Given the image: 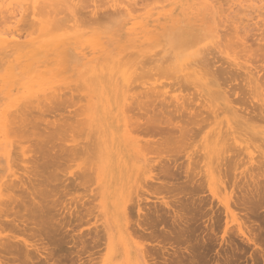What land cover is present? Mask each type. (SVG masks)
Masks as SVG:
<instances>
[{"label": "rangeland", "instance_id": "rangeland-1", "mask_svg": "<svg viewBox=\"0 0 264 264\" xmlns=\"http://www.w3.org/2000/svg\"><path fill=\"white\" fill-rule=\"evenodd\" d=\"M88 1L90 3L98 1L99 5L101 3L100 6L102 8L106 6V8L99 10L101 12H110L118 7L110 5V3L113 4L112 0H85V3H89ZM152 1L153 0H142L140 3ZM217 1L212 0L215 18L214 20H210V22L214 21L215 25L212 22L209 27L207 26L210 28V31H197L198 29L197 27L195 28V26L200 23L198 18L181 15L178 16L172 24L156 26L152 30L142 31V34L137 40L126 37L119 40L112 37L113 39L111 38L112 40L110 42L104 39L117 32V24L121 19V17L114 16L113 14L100 15L101 17L97 19H92L94 15H92V17L89 15V19L87 17L88 15L84 14L89 9H86L87 11L82 8L74 12L71 10L65 11L61 6L59 8L53 3V7L57 6L56 10L60 11L56 12L55 10L52 13L55 9L50 8L52 5L48 8L42 5L41 9L37 8L38 10L36 9L34 12L33 7L29 6L28 9L24 10L25 12H23L22 15H19L20 17H17L18 19L14 17L13 19L11 17L12 19L9 21L8 17L10 15L7 14L8 17L5 19V15L3 17L5 12L0 11V29L2 28L4 31L9 27L17 25V27H15L20 29L19 31L23 34L21 38L22 41L28 38L30 39L33 35H35L34 38H38L39 35L42 37L41 33L39 31L36 32L31 24L34 16H37V19H44L47 17L51 19L54 24L57 23L62 26V29H57L54 33H65V37L68 36V43L63 46H70L66 47L68 50H66L67 52L61 49H57L56 51L52 47V44L48 42L49 40L47 37L46 40H44L45 37H42L44 40L43 42L46 43L45 46L43 45V47L40 48L38 46V48L26 46L27 48H22V50L25 51L29 50L28 53L22 55L23 58L19 57V54H14V52L11 51L13 55H18V57L16 56L15 58L13 55H7L6 57L11 59L9 62V59H5V56L3 60L1 57L3 55L0 53V58L3 60L1 61L0 59V74H4L6 67L11 64L18 76L17 80L10 82L8 86L2 83L5 74L3 78L0 77V79L2 78L0 80V184L5 180L3 182L4 186H9L14 180L17 182L19 178H24L23 176H27L28 174L31 176L35 174L33 175V179H35L38 174L35 172L38 170L41 174L42 171H45L43 175L52 178H54L56 174L57 178L59 177L62 181L60 179L57 180L55 177L56 179L54 178L53 181H50L51 183L53 182V186L49 180H47L45 184L48 185L46 186L49 187V190L53 188V193L55 195H61V197L59 196V198L57 195L55 197V195L53 196V194H51L49 198L51 199L53 196V199L55 197V199H59V201L63 200L61 202L65 207L64 209L67 207L66 211L69 212L68 209L71 207L70 210H73L72 213L71 211L69 212L71 215L68 212L67 215V213H65L66 211L63 210L61 202L58 203H60L62 209L58 212L60 214L63 210L62 213L64 212V214L61 213L59 215L54 209H52L53 213L50 210L53 217L56 215L54 218L63 221V217L65 216L67 219L64 221H66V223L69 222L65 224L63 221L64 226L62 225L59 231L51 230L54 240L44 234L41 236L38 234L33 235L29 229H36L37 226L33 227L35 225L32 226L30 224L27 228L30 226L33 228L20 231L23 232L21 236L26 238L27 241L33 242L36 240L42 242L45 246L47 245L55 251L52 260L50 259L51 261H48L51 263H48L33 249L34 251H30L32 254L29 253V255L35 260L30 262V258L29 264H98L99 259L97 257L106 255L104 252L108 250L114 252L109 264H125L127 249L130 251V255L134 260H132V264H136V245L143 246L145 243L148 245V249L146 250L147 253L145 252V254L150 264H264V176H262L264 174V0ZM5 8L6 7H4V9L0 8V10H5ZM45 10L49 11L46 12ZM54 16L57 17V19ZM217 16L218 19H216ZM16 19L19 20L18 23ZM180 19L183 21H180ZM184 20L187 21V23H184ZM218 20H220L219 23ZM190 21H192L193 24ZM181 22L186 24L184 25L186 26L184 28V33L187 35L191 34L192 38L189 42V47H187L188 53L182 55V57L184 56L186 59L185 60L183 57L184 63L183 60L182 62H180V60L177 62L176 60L179 59L178 57L176 60L172 58L174 57L172 56V52H175V49H179V46H176L177 48L171 46L174 51L171 47H168V49L165 48L167 47L166 45H173L170 42L172 39H175V33H173L174 28H176L177 25L183 24ZM229 25L230 27L232 25L234 26L230 28ZM212 28L214 31H212ZM63 29L66 32H64ZM167 29L168 32L172 30L171 33L166 32ZM193 29L196 32H194ZM234 29L239 30H237V32H239V37H236V39H239V41L242 39L244 47L241 45L243 44L242 41L241 43L234 44L238 42L234 37ZM3 31L0 30L1 33ZM200 32L205 33L200 34ZM35 33L38 34L36 35ZM240 33L244 36L241 37ZM42 38H40V40ZM85 39H87V41H91L90 39H99L98 47L96 46V48H94L89 44V41L87 42ZM40 40H38L39 44L42 41ZM166 41H168V43H166ZM225 43L228 46H226ZM82 44L90 45L86 47L85 52H83L84 55L80 53V51H83ZM237 45H240V49L242 48L243 51H241ZM245 46L247 49L250 47L249 49H251V52L249 53L252 57L248 56L250 55L249 53L247 54L249 49L247 50ZM162 48L165 49L163 50ZM167 50L169 51L168 54L162 53ZM38 51L39 53H37ZM162 54L164 56H162ZM188 54L191 57L187 56ZM163 57H165V59L168 57V60L170 59L173 65H171L168 60L165 61ZM162 59L163 63H161V65L159 63L162 62ZM193 61L199 63V65L196 64L198 65V69L195 68L196 65L193 64ZM167 63H169L168 66ZM158 64L159 66H157ZM186 65H188V68L192 65V68L188 69L184 67ZM217 65L223 68L226 67V71H228L226 73L228 74L225 72L221 74L225 71V68L220 71L218 70L220 67ZM229 65L230 69L233 71L229 70V67L227 68ZM181 66L183 68H181ZM168 67L172 70H169ZM19 68H22V72L19 71ZM193 68L198 72L191 70L196 73H190L196 74L195 77L197 79L194 78L192 74H190L191 76L189 77L185 76L189 70ZM180 70H182V72ZM219 71L220 73H216ZM163 72H165V75L162 74ZM166 72L169 75L166 74ZM180 75H182L183 78H181L182 76L180 77ZM188 75L189 74H187V76ZM184 79L189 80L185 81ZM182 80L184 85L188 84L192 88L184 85L183 87L181 83ZM169 82L172 85H169ZM171 82L175 83L173 84ZM2 84L5 86V89H2ZM238 84H242L244 90L240 89L241 86ZM199 95L202 99H200ZM161 96L164 100L165 98L167 100L164 101ZM173 96L174 98L178 97V99H181L178 101V104H176L174 100L172 101ZM183 96H186V105V99H184ZM38 97L41 99L38 100ZM189 97H191V100H188L190 99ZM49 98L53 99L50 100ZM149 100L152 102H149ZM192 100H195V103L192 102ZM161 101L165 104L160 103ZM171 101L173 103H171ZM141 102H147L145 104L151 106V109L149 108L151 111L148 114L151 115L152 113L153 120L156 122L152 120V115L149 116L147 114L149 118L151 117V119H149L145 114V117H147L149 121L145 119L143 115L142 118L140 113L139 115L137 114V108ZM154 103H157V106H155L157 110L156 115L153 113V105H156ZM169 104H171V106L174 104V106L171 107ZM179 104L181 106L183 105L181 109H183L182 111L185 110V112H182L181 109H178L179 107H176L177 105L180 106ZM192 104L195 112H193L194 109L192 108ZM126 107L127 109H124ZM200 108L203 109L202 111L204 113ZM131 109L133 112H131ZM8 112H10L9 115L11 120L17 116L19 120V116L21 115L20 119L21 117L24 118V122L19 120L20 122L14 125L13 130L10 129V127H8L10 130H8L7 127L4 128L2 119H4L5 115L9 118L7 115ZM191 113L193 116L195 113L194 120L196 122L194 120L191 121L193 119V116L190 115ZM199 113L203 114L199 116ZM173 115L177 121L174 120ZM178 115H182L183 117L179 119L180 116L178 117ZM170 118L171 120L173 119L172 122L169 120ZM162 119H164V122ZM201 119H205L204 122ZM180 120L183 122L180 123ZM126 121L134 123V127L138 124V126L143 129L136 126L135 128L137 130H135V128L131 126L130 129L132 130L129 131L128 128L127 135L132 134L131 137L133 139L130 142L125 139L128 138V136L124 134L126 129L123 123ZM139 121L140 124L138 123ZM146 121L147 125L150 123L148 125L149 127H144ZM131 122L129 123L132 124ZM157 122L160 123L157 125ZM184 122L190 123V125H184ZM67 123H69V125ZM175 123L177 124L175 125ZM142 124L143 126H141ZM182 124L185 130L191 127L193 131L190 128L189 131L184 130L187 132L184 134V131L181 129ZM177 125L179 126L177 127ZM172 126L174 128H172ZM17 127L21 129L18 128L20 132L22 131L21 133H19L18 130L17 133H15ZM156 127L160 129L158 130ZM164 127L168 131L163 130ZM176 128L182 131L180 130L178 133ZM172 129L177 132L174 131V134H172ZM14 130L15 132H12ZM181 132L185 136H180L182 135L180 134ZM114 135L120 142L123 152H131L130 156L132 157H134L135 154L139 155L135 158V161L141 156L147 159L157 156V153H153L155 150L158 152L157 149L161 152V156L164 155L159 163L165 162L161 164H158V162L149 163L150 167L147 165L146 169H144L145 167L141 168L137 174L139 183L137 190L135 188L134 192L131 193V197L134 199V201L131 199V204L136 205L139 199L141 201L144 198L142 200L143 202L141 201V209L143 212L138 213L136 206H133L132 213H135V216L131 214L129 218L134 222H131V224L132 226L135 225V228L139 218L140 221L143 220V215L141 214L146 213V215L148 214V218L151 219L148 221L149 219L144 215L146 218L144 217L145 220L141 223L144 224V226L147 225V227H145L147 229L145 230V228H142V231L141 228H139L140 230H137V234L134 230H129L130 235H128L125 230H122L124 228V222L119 211L120 200L123 198V190H120L119 186V178H121L119 171L121 170L116 167L109 168L107 166L108 163H106L107 159L104 152L107 150L109 144H111ZM172 136L175 138H172ZM148 141L149 143H147ZM181 142H183L182 145ZM158 145L159 147L157 148ZM74 146H76V148ZM71 149L74 150L72 151ZM61 154L63 155L61 156ZM70 155L72 156L70 157ZM47 157L48 160L51 158L50 161L54 158V161L56 160L59 162L58 160H60L62 165H60V162L59 164L56 163L58 165L57 167V165H55L56 161H53L54 163L47 162ZM57 157L59 158L58 160ZM35 160L40 165V168L42 167L44 170L36 166L37 162H33ZM42 162L45 163L41 164ZM46 163H52L54 165H52V167L50 164L44 165ZM154 165H156L157 168H155V170H159V168L160 170L155 171ZM158 165H160V167H157ZM47 166L48 168L46 169L45 167ZM28 167H33L34 169L29 168L26 172ZM57 168L59 169V171H57L58 173L55 171L54 177L51 176L50 173H54L53 170ZM249 168L250 170H248ZM258 168L262 171L260 169L258 170ZM32 170L36 171L33 172ZM248 171L249 174L252 172L253 174L249 175ZM242 172L243 176L245 175V179L249 180L243 179ZM89 173H91V175ZM155 173L162 177V184H160L161 181L151 180L152 175L155 176ZM79 174H81V176L83 175L81 177L82 180L80 179L81 181L79 180ZM212 174L214 178H212ZM252 176L254 177V181ZM38 177L39 176H37V178ZM241 179L246 182L240 181ZM50 180L52 179L50 178ZM236 182H238V184ZM243 183L244 185H241ZM65 184L68 189L65 187ZM101 184L102 187L100 186ZM54 185H58L56 186L58 189ZM26 186L29 187V183ZM26 186H24V192L22 191L24 195L20 191L16 192L18 194L21 193L25 198H29L30 195L25 189ZM245 186L249 188L252 186L253 188L251 187L250 190L249 188L246 189L247 187ZM54 187L58 191L55 190ZM158 187H161L162 190ZM240 187L244 188L242 189ZM101 188L102 190H100ZM169 189L171 191H169ZM15 190L22 189L16 188ZM135 190L137 193L139 192V194H137ZM154 190H156V192ZM56 191L57 193H55ZM61 191L62 193H60ZM147 191L148 196H144V193ZM252 191L254 194H252ZM227 196H231V212L225 208L222 202ZM145 197H148V199ZM162 197H164L165 200L168 199L170 202L173 200L172 205L164 206L162 203L164 199H162ZM131 204L129 203V208L132 207ZM157 211H159V214H157ZM14 212L15 214L11 215L12 218L25 214L21 208ZM232 213L234 219L232 218ZM152 214L153 216H151ZM140 215L142 217H140ZM30 216L32 215L28 216L29 222L32 220ZM33 218L35 219L34 216ZM33 221L34 220L30 223L33 224ZM62 230H64V232H62ZM13 232L18 233L19 231L12 224L0 221V235ZM80 236L82 237L80 238ZM146 244L145 246L147 248ZM4 253L6 254V252ZM4 253L0 256V260L3 264L22 263V258V260L19 258L21 263H17L19 259L14 263L15 256L12 257L13 261L11 260L12 258H10L11 255L8 254V257L7 255L4 257ZM75 253L78 254L76 255ZM38 256L39 259H36ZM82 257H85L87 260L85 261ZM67 258L68 261H66ZM75 258L77 260L80 258L81 260L79 259L77 261ZM90 260L92 261L91 263L88 262ZM26 261L28 262L27 259Z\"/></svg>", "mask_w": 264, "mask_h": 264}, {"label": "bare ground", "instance_id": "bare-ground-1", "mask_svg": "<svg viewBox=\"0 0 264 264\" xmlns=\"http://www.w3.org/2000/svg\"><path fill=\"white\" fill-rule=\"evenodd\" d=\"M104 1V0H103ZM142 1V0H141ZM141 1H137V0H112V2H113V4L112 3H110V5H112V6H118V7H116L115 9H113V10H111L110 12L109 11H103V12H101V11H99V10H101V9H104V8H106V6H103V5H106V4H103L102 6H103V8L100 6L101 5V3H100V5L98 4V1H94L93 3H90L89 1V3H85V0H0V8L1 9H4V7H6L5 8V10H0V11H3V12H5L4 14H3V17H4V15H5V19H6V17H8L7 16V14H9L10 16L8 17L9 18V21H11V19L14 17V18H17L19 15H22V13L23 12H25L24 10H26V9H28V7L29 6H32L33 7V9H34V12H35V10L38 8V9H41V7H42V5L45 7V8H48L50 5H52L53 3L54 4H56L59 8H60V6L63 8V9H65V11L66 10H71V11H79L81 8L82 9H89L86 13H84L85 15H88L87 17L90 19V17H92V15H94L93 17H92V19H97L98 17H101V16H103V15H111V14H113L114 16L116 15V16H119V17H121V19H120V21L118 22V27H117V32L114 34V35H111L110 37H108V38H105L104 40H106V41H111L113 38H115V39H121V38H123V37H126V38H131V39H134V40H137L138 38H139V36L142 34V31H144V30H152V29H154L156 26H161V25H165V24H172L177 18H178V16H181V15H187V16H194L196 19L198 18V20H199V25H197V26H195V28L197 27V31H200V30H206V31H208L210 28H208L209 27V25H210V23H212L213 22V24H214V21H211L210 22V20H214V18H215V10H214V6H213V4H212V0H158V1H152V2H142V3H140ZM144 1V0H143ZM217 1V0H216ZM47 2V3H46ZM218 2V1H217ZM105 3V2H104ZM106 3H108V2H106ZM218 4V3H217ZM55 5V6H56ZM57 6L56 7H53V5H52V7L50 6V8H55L53 11H52V13L56 10V8H57ZM221 7V6H220ZM218 8V7H217ZM37 9V10H38ZM44 9V8H43ZM219 9V8H218ZM226 9V8H225ZM40 11H42V10H40ZM46 11V10H45ZM49 10H47L46 12H48ZM58 11H60V10H56V12H58ZM37 12H39V11H37ZM36 12V13H37ZM56 12H55V14H56ZM61 12H62V10H61ZM51 13V14H52ZM59 14V13H58ZM57 14V15H58ZM34 15H35V13H34ZM49 15H50V13H49ZM89 15H90V17H89ZM101 15V16H100ZM221 15V14H220ZM56 16V15H55ZM54 16V17H55ZM12 17V18H11ZM20 17V16H19ZM37 16H34V18H33V22H32V26L35 28L34 30L36 31V32H40L41 33V35H42V37L44 38L45 37V39L44 40H46V37H47V39L49 40L48 42H50L51 44H52V47L54 48V50H56L57 51V49H61L62 51H64V52H67L68 50H67V48L66 47H70V46H63V45H65L66 43H68V40H67V37H65L66 36V34L65 33H62V34H55L54 33V31L55 30H57V29H62L61 27V25L59 24H57V23H55L54 24V22H52L51 21V19H48L47 17L46 18H42V19H37L36 18ZM183 17V16H182ZM7 18V19H8ZM13 18V19H14ZM56 19H57V17H55ZM18 19V18H17ZM16 19V20H17ZM119 19V18H118ZM216 19H218V16H217V18ZM216 19H215V21H216ZM225 19V18H224ZM55 20V19H54ZM191 20H192V18H191ZM221 20V19H220ZM220 20H218V23H219V21ZM1 21H2V19H1ZM18 21L19 20H17L16 22L18 23ZM180 21H183V20H181L180 19ZM187 21H188V19H187ZM187 21H185L184 20V23L186 22L187 23ZM228 21V20H227ZM7 22V21H6ZM5 22V23H6ZM191 23H192V21H190ZM222 22V21H221ZM176 23H177V21H176ZM180 23V22H179ZM181 23H183V22H181ZM181 24V25H177L176 26V28H174V31H173V33H175V39H172V41L170 42L171 44H173V45H170V46H168V45H166L167 47H165V46H163V47H165V48H167L168 49V47H176V46H179L180 48L179 49H175V52H172V56H174V57H172V58H175V60L177 59V57L179 58L178 60H176L177 62H179V60H180V62H182V60H183V57H182V55H186V53H188V48L187 47H189V42H190V40L192 39L191 38V34H189V35H187L186 33H184V28L186 27V26H184V25H186V24ZM231 23V22H230ZM239 23V22H238ZM9 24V23H8ZM190 24V23H189ZM193 24V23H192ZM223 24V23H222ZM228 24V23H227ZM11 25V24H10ZM12 25H13V23H12ZM215 25V24H214ZM224 25V24H223ZM6 26H7V24H6ZM16 27H17V25H15ZM15 26H13V27H9L8 29H6V30H2V28L0 29L1 31H3L2 33L0 32V53L3 55V56H1L2 58H3V60H4V56L6 57L7 55H13L12 54V52H14V54L15 53H17V54H19V57H21V58H23V56L22 55H24V53H28V51H25V50H22V48H24V47H43V45L45 46V44L46 43H44L43 41V38L39 35L38 36V38L36 37V38H34V36L35 35H33V37H30V39L28 38L27 40H25V41H22L21 40V38L23 37V34L19 31L20 29H18V28H16ZM190 26V25H189ZM208 26V27H207ZM234 25H232L231 27H233ZM239 26V25H238ZM237 26V27H238ZM229 27H230V25H229ZM230 27V28H231ZM235 28V27H234ZM213 29V28H212ZM211 29V30H212ZM246 29V28H245ZM31 30H33V29H31ZM238 30V29H237ZM237 30L236 29H234V37H235V39H236V37L238 38L239 36H238V33L239 32H237ZM63 31H64V29H63ZM172 31V30H171ZM171 31L170 32H168V29H167V31L166 32H168V33H171ZM193 31H194V29H193ZM205 31V32H206ZM210 31V30H209ZM212 31H214V29L212 30ZM215 31H216V29H215ZM239 31V30H238ZM32 32V31H31ZM64 32H66V31H64ZM194 32H196V31H194ZM204 32V33H205ZM232 32V31H231ZM236 32V33H235ZM39 33V34H40ZM68 33V32H67ZM94 33V32H93ZM173 33H172V35H173ZM204 33H202V32H200V34H204ZM218 33V32H217ZM224 33V32H223ZM36 34V33H35ZM38 34V33H37ZM36 34V35H37ZM95 34V33H94ZM241 34V35H240ZM239 35L242 37V36H244V35H242V33H240ZM206 35V34H205ZM24 36H27V35H24ZM225 36V35H224ZM105 37V36H104ZM113 37V38H112ZM232 37H233V35H232ZM40 38H42L41 40H40ZM112 38V39H111ZM173 38V37H172ZM198 38H200V37H198ZM244 38V37H243ZM224 39V38H223ZM233 39V38H232ZM241 39V38H240ZM248 39V38H247ZM24 40V39H23ZM38 40H40L41 42H40V44L38 43L39 41ZM77 40V39H76ZM86 41H87V39H85ZM91 41H89V44L91 45V46H93L94 48H96V46L98 47V41H99V39H96V40H92V39H90ZM238 40V42H235L234 44H238L239 42L241 43V41L243 42V40L241 39L240 41H239V39H236V41ZM244 40H245V38H244ZM87 41V42H88ZM37 42V43H36ZM113 42V41H112ZM225 42V41H224ZM227 42V41H226ZM36 43V44H35ZM42 43V44H41ZM49 43V44H50ZM79 43H80V41H79ZM159 43V42H158ZM166 43H168V41H166ZM169 43V44H170ZM222 43V42H221ZM143 44V43H142ZM152 44H154V43H152ZM157 44V43H156ZM162 44V43H161ZM226 44V43H225ZM248 44V43H247ZM29 45H32V46H29ZM42 45V46H41ZM90 45H86V44H82L81 46H82V48H83V51H80V53L82 54V55H84V53L83 52H85V49H86V47L87 46H90ZM147 45V44H146ZM145 45V46H146ZM158 45H160V44H158ZM163 45H164V43H163ZM241 45H243V47H244V42H243V44H241ZM217 46V45H216ZM226 46H228L227 44H226ZM26 47V48H27ZM37 47V48H38ZM171 47V48H172ZM234 47H236V46H234ZM237 47H239V49H240V45L238 46L237 45ZM164 48V49H165ZM177 48V47H176ZM245 48H246V46H245ZM244 48V49H245ZM250 48V47H249ZM248 48V49H249ZM163 49V48H162ZM163 49V50H164ZM173 49V48H172ZM224 49H226V48H224ZM227 49H229V48H227ZM247 49V48H246ZM245 49V50H246ZM247 49V50H248ZM67 50V51H66ZM159 50V49H158ZM169 50H171V49H169ZM193 50H194V48H193ZM212 50V49H211ZM232 50H233V48H232ZM237 50V49H236ZM241 51H243L242 50V48L240 49ZM246 50V51H247ZM251 49H249V51H247V54L249 53V52H251L250 51ZM12 51V52H11ZM160 51H162V50H160ZM172 51V50H171ZM170 51V52H171ZM173 51H174V49H173ZM231 51V50H230ZM241 51H239V52H241ZM11 52V53H10ZM63 52V53H64ZM168 50L167 51H164V52H162V53H164V54H168ZM190 52V51H189ZM236 52H238V51H236ZM37 53H39V51L37 52ZM36 53V54H37ZM237 54V53H236ZM241 54V53H240ZM250 54V53H249ZM254 54V53H253ZM21 55V56H20ZM35 55V54H34ZM156 55V54H155ZM176 55V56H175ZM243 55H244V53H243ZM17 57H18V55H16ZM16 56L15 55H13V57H15L16 58ZM160 56V55H159ZM162 56H164L163 54H162ZM187 56H189V54L187 55ZM186 56V57H187ZM249 57H252L251 56V54L250 55H248ZM12 57V56H11ZM189 57H191V56H189ZM193 57V56H192ZM2 58H0L1 59V61H3L2 60ZM160 58V57H159ZM158 58V59H159ZM162 58V57H161ZM167 59H165V57H163V59H165V61H167L168 60V57H166ZM241 58V57H240ZM5 59H9V57L7 58H5ZM157 59V60H158ZM163 59H162V62H160L159 64H161V63H163ZM184 59H185V57H184ZM6 60V61H7ZM63 60H64V58H63ZM156 60V61H157ZM175 60H173L174 62H175ZM186 60V59H185ZM188 60V59H187ZM192 60H194V59H192ZM11 61V59H9V62ZM154 61V60H153ZM169 62L171 61L170 59L168 60ZM195 61V60H194ZM193 61V64H198L199 65V63L198 62H194ZM197 61V60H196ZM5 62V61H4ZM172 62V61H171ZM170 62V64L171 65H173V63H171ZM177 62H175V63H177ZM5 63H8V62H5ZM166 63V62H165ZM164 63V64H165ZM183 63H184V60H183ZM186 63V62H185ZM189 63V62H188ZM212 63V62H211ZM223 63H225V62H223ZM159 64L157 65V66H159ZM168 64L169 63H167V66H168ZM178 64H180V63H178ZM4 65V64H3ZM7 65V64H6ZM5 65V66H6ZM154 65V64H153ZM162 65V64H161ZM161 65H160V67H161ZM195 65H193V66H195ZM198 65H196L195 66V68L196 69H198ZM208 65V64H207ZM180 66V65H179ZM188 65H186V66H184V67H187ZM218 66V65H217ZM233 66V65H232ZM200 67V66H199ZM218 67H220V66H218ZM229 67V70H232V69H230V65L229 66H227V68ZM169 68V67H168ZM174 68V67H173ZM178 68V67H177ZM181 68H183L182 66H181ZM188 68V67H187ZM189 68H192V65H190V67ZM188 68V69H189ZM225 68V69H224ZM220 67L218 70H220V71H222L221 69H224L225 71H223L221 74H223L224 72L226 73V72H228V71H226L227 69H226V67ZM154 69V68H153ZM167 69V68H166ZM171 68H169V70H170ZM179 69V68H178ZM188 69H186V70H188ZM172 70V69H171ZM174 70V69H173ZM183 70V69H182ZM182 70H180L181 72H182ZM185 70V69H184ZM191 70H194V68L193 69H190L189 70V72L188 71H186V72H188L187 74H189L188 76H187V74L185 75V74H183V75H185L186 77H189V76H191L190 74H192V76H194V78H196L195 76H196V74H193V73H196V72H198L197 70H194V71H196V72H194V71H191ZM203 70V69H202ZM217 70V71H218ZM235 70V69H234ZM19 71L20 72H22V68L20 69L19 68ZM160 71V70H159ZM166 71V70H165ZM176 71H177V69H176ZM220 71L219 72H216V73H220ZM233 71V70H232ZM169 72V71H168ZM172 72V71H171ZM185 72V73H186ZM190 72H193V73H190ZM235 72H236V70H235ZM4 74H5V77L3 78V76H4ZM4 74H0L1 76L0 77H2L3 78V80H4V82H3V80H2V83L4 84V85H6V86H8L9 85V83L10 82H13V81H16L17 80V73H16V70L13 68V66L10 64L9 66H7L6 67V71H5V73ZM163 75H165V72H163L162 73ZM166 74H168L167 72H166ZM171 74V73H170ZM226 74H228V73H226ZM232 74V73H231ZM156 75V74H155ZM169 75V74H168ZM172 75V74H171ZM179 76V75H178ZM182 75H180V77H181ZM218 76V75H217ZM222 76H224V75H222ZM226 76V75H225ZM220 77H221V75H220ZM226 77H229V76H226ZM1 78V79H2ZM174 78V77H173ZM178 78V77H177ZM181 78H183V76L181 77ZM180 78V79H181ZM191 78H193V77H191ZM0 79V80H1ZM171 79V78H170ZM197 79V78H196ZM185 80V79H184ZM186 80H189V79H186ZM185 80V81H186ZM236 80V79H235ZM257 81H259L258 79H256ZM171 81H172V79H171ZM171 83H173V82H171ZM175 83V82H174ZM173 83V84H174ZM181 83H182V86L184 85L183 84V80L181 81ZM184 83H186V82H184ZM197 83V82H196ZM241 83V82H240ZM2 84V89H5V86ZM23 84V83H22ZM165 84V83H164ZM220 84V83H219ZM169 85H172V84H170V82H169ZM238 85H240V84H238ZM257 85H259V84H257ZM177 86V85H176ZM184 86H189L188 84L187 85H184ZM183 86V87H184ZM236 86V85H235ZM241 86V87H240ZM240 86H238V87H240V89H243L244 87H243V85L241 84ZM11 87V86H10ZM60 87V86H59ZM177 87H179V86H177ZM182 87V88H183ZM259 87V86H258ZM22 88V87H21ZM169 88H170V86H169ZM176 88V87H175ZM189 88H192V87H190L189 86ZM196 88V87H195ZM195 88H194V90H195ZM237 88V87H236ZM134 89H136V88H134ZM172 89V88H171ZM173 89H174V87H173ZM178 89V88H177ZM234 89V88H233ZM132 90V89H131ZM184 90V89H183ZM186 90V89H185ZM190 90V89H189ZM192 90V89H191ZM244 90V89H243ZM243 90H242V92H243ZM155 91V90H154ZM158 91H160V90H158ZM178 91V90H177ZM241 91V90H240ZM128 92V91H127ZM157 92V91H156ZM184 92V91H183ZM189 92V91H188ZM241 92V93H242ZM65 93V92H64ZM150 93V92H149ZM149 93H147V94H149ZM162 93V92H161ZM164 93V92H163ZM170 93V92H169ZM186 93H187V91H186ZM186 93H185V95H186ZM192 93H193V91H192ZM49 94V93H48ZM178 94H181V93H178ZM189 94V93H188ZM196 94V93H195ZM262 94V93H261ZM165 95V94H164ZM39 96V95H38ZM44 96V95H43ZM59 96H61V95H59ZM58 96V97H59ZM135 96V95H134ZM159 96V95H158ZM189 96V95H188ZM192 96V95H191ZM196 96V95H195ZM200 96V95H199ZM224 96V95H223ZM11 97V96H10ZM46 97V96H45ZM147 97V96H146ZM149 97V96H148ZM150 97H152V96H150ZM154 97H155V95H154ZM153 97V98H154ZM162 97V96H161ZM180 97V96H179ZM184 97V96H183ZM186 97V96H185ZM184 97V99H186ZM198 97V96H197ZM9 98V97H8ZM44 98V97H43ZM46 98H48V97H46ZM56 98V97H55ZM129 98V97H128ZM145 98V97H144ZM152 98V99H153ZM163 98V97H162ZM171 98V97H170ZM173 98V99H172ZM171 99H172V101L174 100L175 101V103L176 104H178V101L179 100H181V99H178V97H175L174 98V96L172 97ZM190 99H188V100H191V97H189ZM41 99V98H40ZM39 99V97H38V100H40ZM50 99V98H49ZM53 99V98H52ZM52 99H50V100H52ZM193 99V98H192ZM198 99V98H197ZM200 99H202L201 98V96H200ZM45 100V99H44ZM56 100H58V99H56ZM60 100V99H59ZM143 100V99H142ZM147 100V99H146ZM155 100V99H154ZM163 100H164V98H163ZM165 100H167L166 98H165ZM164 100V101H165ZM151 100H149V102H150ZM158 101H160V100H158ZM171 101V103H173ZM186 101H187V99L185 100V105H186ZM195 100H192V102H194ZM38 102H40V101H38ZM152 102V101H151ZM205 102V101H204ZM129 103H131V102H129ZM128 103V104H129ZM145 103H147V102H145ZM145 103H142L141 102V104L139 105V107L137 108V111H138V115H139V113H140V115L142 116H144L145 117V114H146V116H148L149 114L148 113H150V107L151 106H149L148 104H145ZM160 103H164V102H160ZM169 103V102H168ZM183 103V102H182ZM188 103V102H187ZM195 103V102H194ZM153 104V103H152ZM154 104H156V105H153L154 106V108H155V106H157V103H154ZM165 104V103H164ZM163 104V105H164ZM166 104H167V102H166ZM184 104V103H183ZM41 105H42V103H41ZM127 105V104H126ZM151 105V104H150ZM170 106H171V104H169ZM180 105V104H179ZM184 105V106H185ZM3 106V105H2ZM111 106V105H110ZM137 106V105H136ZM165 106V105H164ZM173 106H174V104H173ZM173 106H171V107H173ZM183 106V105H182ZM181 105L180 106H176V107H179L178 109H181V107H182ZM167 107H169V106H167ZM195 107V106H194ZM198 107V106H197ZM196 107V108H197ZM150 108V109H149ZM154 108H153V113H154V115H156L157 114V110H156V108H155V110H154ZM192 108H193V104H192ZM201 108H203V107H201ZM200 108V109H201ZM124 109H127V107L126 108H124ZM129 109H130V107H129ZM128 109V110H129ZM136 109V108H135ZM194 109V108H193ZM198 109H199V107H198ZM132 110V109H131ZM159 110V109H158ZM170 110V109H169ZM183 109H181V111H182ZM203 109H201V111H202ZM108 111V110H107ZM124 111V110H123ZM171 111V110H170ZM169 111V112H170ZM199 111V110H198ZM220 111V110H219ZM12 112V111H11ZM127 112V111H126ZM129 112V111H128ZM131 112H133V110L131 111ZM160 112V111H159ZM165 112H166V109H165ZM168 112V111H167ZM182 112H185V110L184 111H182ZM193 112H195V109L193 110ZM203 112V111H202ZM9 113L10 112H8L7 113V115L9 116V118L5 115L4 116V119H2V121H3V124H4V128H6L7 127V129L8 130H10V129H12L13 130V128H14V125H16V124H18L20 121L19 120H21V121H23L24 120V118H22L21 117V119H20V116H19V120L17 119V117H14L12 120H11V118H10V115H9ZM18 113V112H17ZM16 113V114H17ZM134 113H135V111H134ZM134 113H132V114H134ZM172 113V112H171ZM201 113V112H200ZM198 114L199 116L200 115H202V114ZM21 114V113H20ZM127 114V113H126ZM148 114V115H147ZM183 114V113H182ZM188 114V113H187ZM25 115V114H24ZM130 115V114H129ZM151 115H152V113H151ZM151 115H149V116H151ZM169 115H171V114H169ZM184 115V114H183ZM190 115H192V113L190 114ZM197 115V114H196ZM14 116H16V115H14ZM143 116H142V118H143ZM149 116H148V118H149ZM180 115H178V117H179ZM185 116V115H184ZM189 116V115H188ZM193 116V115H192ZM135 117V116H134ZM156 117V116H155ZM172 117V116H171ZM173 117H174V115H173ZM181 117H183L182 115L179 117V119H181ZM206 117V116H205ZM26 118V117H25ZM126 118V117H125ZM129 118H131V117H129ZM133 118V117H132ZM147 117H145V119H148ZM157 118V117H156ZM185 118V117H184ZM193 119L191 120V121H193L194 119H195V113H194V116L192 117ZM201 118V117H200ZM204 118V117H203ZM124 119V118H123ZM149 119H151V117L149 118ZM148 119V120H149ZM154 118H153V115H152V120H153ZM158 119V118H157ZM167 119V118H166ZM186 119L188 120V118L186 117ZM198 119H199V117H198ZM125 120V119H124ZM163 120V122H164V119H162ZM171 122H172V120H171V118L169 119ZM174 120H176L175 119V117H174ZM183 120V119H182ZM182 120H180V123L181 122H183ZM202 120V119H201ZM204 120L205 119H203L202 121L204 122ZM120 121V120H119ZM150 121V120H149ZM154 121V120H153ZM167 121V120H166ZM177 121V120H176ZM195 121V120H194ZM199 121V120H198ZM197 121V122H198ZM208 121V120H207ZM24 122V121H23ZM129 122H131V121H126V122H124L123 123V126H125V131H124V134H126L127 135V129L129 130V131H131L132 129H130L131 128V126H133V124L134 123H132V124H130ZM154 122H156V121H154ZM179 122V121H178ZM177 122V123H178ZM196 122V121H195ZM139 124H140V121L138 122ZM142 123H143V121H142ZM158 123H160V122H157V125H158ZM177 123H175V125L177 124ZM68 125H69V123H67ZM145 124H146V126H145ZM150 123H148V125H149ZM173 124V123H172ZM184 125L186 124H188V123H183ZM183 124L181 125V129L184 131L185 130V128H184V126H183ZM74 125V124H73ZM147 125V121H146V123H144V127H147L148 126ZM152 125V124H151ZM162 125V124H161ZM160 125V126H161ZM169 125V124H168ZM175 125H173V126H175ZM188 125H190V123L188 124ZM195 125H198V124H195ZM195 125H193V126H195ZM75 126V125H74ZM139 127L140 128V126H138V124L137 125H135V127ZM141 126H143V124L141 125ZM152 126H154V125H152ZM172 126V128H174ZM179 125H177V127H178ZM192 126V127H193ZM203 126V125H202ZM8 127H10V129L8 128ZM23 127V126H22ZM122 127V126H121ZM134 127V126H133ZM134 127V128H135ZM149 127V126H148ZM18 128L19 127H17V129H15L16 130V132H15V130L14 131H12V132H15V133H17V130H18ZM158 130L160 129V128H158V127H156ZM180 128V127H179ZM184 128V129H183ZM191 128V127H190ZM190 128L189 129H187V127H186V129L187 130H185V131H189L190 130ZM194 128V127H193ZM197 128V127H196ZM195 128V129H196ZM200 128V127H199ZM20 129V128H19ZM140 129H142V127L140 128ZM154 129V128H153ZM180 129V130H181ZM201 129H202V127H201ZM21 130V129H20ZM20 130H18V132L19 133H21L20 132ZM23 130V129H22ZM135 130H137L136 128H135ZM143 130V129H142ZM142 130H139V131H142ZM148 130V129H147ZM163 130H166V131H168L167 129H165V127H164V129ZM170 130H171V128H170ZM173 131H172V134H174L173 132L175 131L174 129H172ZM176 130H177V128H176ZM180 130L178 129L177 131H178V133L180 132ZM181 130V131H182ZM191 130H192V128H191ZM24 131V130H23ZM138 131V132H139ZM155 131V130H154ZM177 131H175V132H177ZM184 131V134L185 133H187V132H185ZM193 131V130H192ZM196 131V130H195ZM136 133V132H135ZM189 133V132H188ZM10 134V133H9ZM23 134H24V132H23ZM158 134H160V133H158ZM163 134H164V132H163ZM171 134V133H170ZM171 134V135H172ZM180 134H182V135H180V136H185V135H183V133L181 132ZM132 135V134H131ZM131 135H127L128 136V138H125L128 142H130V141H132L133 139H132V137H131ZM151 135V134H150ZM165 135V134H164ZM176 135V134H175ZM174 135V136H175ZM174 136H172V138L174 137ZM186 136H187V134H186ZM189 136V135H188ZM192 136V135H191ZM190 136V137H191ZM165 137V136H164ZM176 137V136H175ZM174 137V138H175ZM177 138V137H176ZM182 138V137H181ZM179 139H180V137H179ZM179 139H178V141H179ZM173 140H175V139H173ZM181 140V139H180ZM107 141V140H106ZM142 141V140H141ZM169 141V140H168ZM185 141V140H184ZM82 142V141H81ZM144 142V141H143ZM83 143H84V141H83ZM82 143V144H83ZM86 143V142H85ZM91 143V142H90ZM147 143H149V141L147 142ZM174 143V142H173ZM179 143V142H178ZM182 143L183 142H181V145H182ZM187 143V142H186ZM108 144H109V142H108ZM126 144V143H125ZM151 144V143H150ZM180 144V143H179ZM79 145V144H78ZM147 145V144H146ZM145 145V146H146ZM87 146H88V143H87ZM92 146V145H91ZM125 146V145H124ZM149 146V145H148ZM69 147V146H68ZM72 147V146H71ZM75 148H76V146H74ZM79 147V146H78ZM93 147V146H92ZM91 147V148H92ZM121 144H120V142L116 139V136L114 135L113 136V138H112V142H111V144H109V146L107 147V150L104 152V154H106V163H108L107 164V166L109 167V168H113V167H116V168H118L119 170H121V171H119L120 172V177L121 178H119V186H120V190H123V198L120 200V205H119V211H120V213H121V215H122V220H123V222H124V228L122 229V230H125V232L128 234V235H130V231L129 230H134L135 231V233L137 234V230L139 229V228H141V230L143 231V229L142 228H145V227H147V225H145L144 226V224H142L141 222L143 221V220H145V218L147 217L148 218V214L146 215V213H144V214H141V215H143V220L142 221H140V218H139V221L138 220H136V221H138V222H136L137 224V226H136V228H135V225H133L132 226V224H131V222L132 223H134L133 221H132V219H130L129 217V215H131V214H134V216H135V213H132L133 211V206L135 207L136 206V209L138 210V213H142L143 212V210L141 209V206H142V200L144 199H142L141 201H140V199L137 201V203H136V205H132L131 204V199H133L132 197H131V193L132 192H134V189L136 188V190H137V186H138V183H139V177L137 176V174H138V172H139V170L141 169V168H143V167H145L144 169H146V167H147V165H148V167H150L149 166V163L151 164V163H157L158 162V164H161V163H163V162H165V161H163V162H161V163H159L160 161H161V158H162V156H164V155H162L161 156V152H159V149H157L158 150V152L155 150L153 153H157L158 155L157 156H153V157H150L149 159H147L146 157H144V156H141L138 160H136L135 161V158L136 157H138L139 155L138 154H135V156L134 157H132V156H130V154H131V152H128V151H126V152H123V150L121 149ZM159 147V145L157 146V148ZM73 148V147H72ZM106 148V147H105ZM104 148V149H105ZM178 148V147H177ZM183 148V147H182ZM181 148V149H182ZM156 149V148H155ZM169 149V148H168ZM69 150H70V147H69ZM72 151L74 150V149H71ZM82 150V149H81ZM66 151V150H65ZM75 151H76V149H75ZM162 151V150H161ZM165 151V150H164ZM62 152H63V150H62ZM62 152H60V153H62ZM90 152H91V150H90ZM59 153V154H60ZM185 153V152H184ZM44 154V153H43ZM42 154V155H43ZM66 154H67V152H66ZM65 154V155H66ZM69 154V153H68ZM71 154V153H70ZM74 154H76V153H74ZM86 154H87V151H86ZM163 154V153H162ZM46 155V154H45ZM63 154H61V156H62ZM191 155V154H190ZM54 156V155H53ZM60 156V155H59ZM60 156V157H61ZM67 156H69V155H67ZM72 155H70V157H71ZM168 156V155H167ZM181 156V155H180ZM209 156V155H208ZM42 157V156H41ZM64 157V156H63ZM105 157V156H104ZM38 158H40V157H38ZM43 158H46V157H43ZM54 158V157H53ZM209 158V157H208ZM212 158V157H211ZM51 159V158H50ZM50 159L48 160V157H47V162H53L54 161V159H52V161H50ZM59 158L57 157V160H58ZM63 159V158H62ZM37 160V159H36ZM33 161L34 163L35 162H37V161ZM45 160V159H44ZM65 160V159H64ZM180 160H181V157H180ZM56 161V160H55ZM54 161V162H55ZM59 162H60V160H58ZM188 161V160H187ZM186 161V162H187ZM257 161V160H256ZM53 162V163H54ZM59 162H55V165H57V164H59ZM105 162V161H104ZM168 162V161H167ZM178 162V161H177ZM185 162V163H186ZM43 163H45V162H42L41 164H43ZM57 163V164H56ZM61 163V162H60ZM259 163V162H258ZM37 164H38V162H37ZM36 164V166H39V168H40V165L38 164L37 165ZM47 164H50L51 165V167H52V165H54V164H52V163H46V164H44V165H47ZM165 164V163H164ZM50 165H48V166H50ZM60 165H62V163L60 164ZM153 165V164H152ZM178 165H180V164H178ZM42 166V165H41ZM48 166L47 167H45L46 169L48 168ZM164 166V165H163ZM253 166V165H252ZM260 166V165H259ZM258 166V167H259ZM35 167V166H34ZM54 167V166H53ZM57 167H58V165H57ZM60 167V166H59ZM153 167V166H152ZM157 167H160V165H158ZM179 167V166H178ZM185 167V166H184ZM257 167V166H256ZM29 168L30 169H32L33 167H28L27 168V170H26V172L29 170ZM42 168V167H41ZM40 168V169H41ZM50 168V167H49ZM55 168H56V166H55ZM155 168H156V165H154V170H155ZM193 168V167H192ZM260 168H261V166H260ZM260 168H258V170L260 169ZM34 169V168H33ZM36 170H38L37 168H35ZM43 170H44V168H42ZM58 169V168H57ZM53 170V172L54 173H50L51 174V176H53L57 171H59V169L58 170ZM90 169V168H89ZM153 169V168H152ZM157 169V168H156ZM162 169V168H161ZM166 169V168H165ZM263 169V168H262ZM36 170H32L33 172H35ZM60 170H61V167H60ZM159 170H160V168H159ZM159 170H155V171H159ZM163 170V169H162ZM161 170V171H162ZM248 170H250V168L248 169ZM261 170V169H260ZM264 170V169H263ZM39 171V170H38ZM35 172V173H38L37 175H36V177H35V179H33V175H35V174H33L32 176L31 175H27V176H23L24 178H25V180H24V178H19V180L16 182L14 179V181H13V183L12 184H10L9 186H4V181L0 184V221H2L3 223H10V224H12L13 226H15L17 229H18V233L17 232H13V233H5V234H2V235H0V256H1V254L3 255V253L4 252H6V254L4 253V257L7 255V257L9 256V255H11V257L10 258H12V257H14L15 256V261L13 260V258L11 259V260H13L14 261V263L16 262V260L17 259H21L22 260V263H21V260L19 259V261H17V263L19 262V263H21V264H25V262H26V264H29V259L31 258V260H30V262L33 260H35V259H32L33 257L31 256V255H29V253H31L30 251H36L38 254H39V256L41 257V258H43L45 261H51L52 260V258L54 257V249L53 248H49L47 245L45 246V244H43L42 242H38V241H36V240H34L33 242H29V241H27V239L26 238H24V237H22L21 235H22V233L23 232H20V231H22V230H28L29 228H33V227H36V229H38V230H36V229H34V230H31V229H29L31 232H32V234L33 235H42V234H44V235H46V236H48V237H50L52 240H54V236L52 235V231L51 230H60L62 227V225H63V223L65 222V224H67V223H69V222H67L66 223V221H64L65 219H67L65 216L63 217V221H61V219H58V220H60V221H58L56 218H54L52 215V209H54L55 211H60V209H62L61 208V205H62V207H63V210H67V207H66V209H64L65 207H64V205H63V203L61 202V201H63V200H61V201H59V199L57 200V199H55V197H56V195L53 193V188H50V190H49V187H47L48 185L47 184H45V182L47 181V180H49V182L50 181H53V179L56 177L57 178V176H56V174L53 176L54 178H52V177H50V176H45V175H43V174H45V171H42V174L41 173H39V172ZM56 171V172H55ZM62 171V170H61ZM94 171V170H93ZM154 171V172H155ZM190 171V170H189ZM194 171V170H193ZM192 171V172H193ZM253 171V170H252ZM251 171V172H252ZM257 171V170H256ZM262 171V170H261ZM15 172V171H14ZM17 172V171H16ZM31 172V171H30ZM44 172V173H43ZM86 172V171H85ZM92 172V171H91ZM145 172V171H144ZM244 172V171H243ZM243 172H242V176H243ZM255 172V171H254ZM259 172V171H258ZM29 173V172H28ZM58 173V172H57ZM84 173V172H83ZM141 173V172H140ZM160 173V172H159ZM213 173V172H212ZM245 173V172H244ZM31 174H32V172H31ZM60 174V173H59ZM90 175H91V173H89ZM161 174V173H160ZM173 174V173H172ZM248 174H249V171H248ZM253 174V172L251 173V174H249V175H252ZM255 174V173H254ZM258 174V173H257ZM58 175V174H57ZM142 175H143V173H142ZM166 175V174H165ZM240 175V174H239ZM261 175H262V173H261ZM37 176H39L38 178H37ZM61 176V175H60ZM83 176V175H82ZM81 174H79V180L81 179ZM86 176H89V175H86ZM259 176V175H258ZM262 176H264V174L262 175ZM261 176V177H262ZM20 177H22V176H20ZM176 177V176H175ZM237 177V176H236ZM244 178L243 179H245V175L243 176ZM37 178V179H36ZM50 178L52 179V180H50ZM55 178V179H56ZM77 178H78V176H77ZM187 178V177H186ZM192 178V177H191ZM212 178H214V175L212 174ZM252 178H253V181H254V177L252 176ZM60 178L58 177L57 178V180H59ZM75 179V178H74ZM141 179L143 180V178H142V176H141ZM165 179V178H164ZM170 179V178H169ZM61 180V179H60ZM82 180V179H81ZM80 180V181H81ZM151 180H156V181H161L160 182V184H162V177L159 175V174H157V173H155V176H153L152 175V178H151ZM151 180H149V181H151ZM245 180H249V179H245ZM56 181V180H55ZM62 181V180H61ZM145 181V180H144ZM240 181H242V179L240 180ZM48 182V183H49ZM65 182V181H64ZM73 182V181H72ZM75 182V181H74ZM107 182V181H106ZM147 182V181H146ZM239 182V181H238ZM238 182H236L237 184H238ZM242 182H246V181H242ZM256 182V181H255ZM28 183H29V187L28 186H26V185H28ZM51 183V182H50ZM55 183V182H54ZM58 183V182H57ZM56 183V184H57ZM145 183V182H144ZM143 183V184H144ZM148 183H150V182H148ZM154 183H156V182H154ZM253 183V182H252ZM251 183V184H252ZM53 184V182L51 183V185ZM59 184V183H58ZM151 184V183H150ZM156 184H158V183H156ZM155 184V185H156ZM250 184V185H251ZM258 184V183H257ZM261 184V183H260ZM47 185V186H46ZM51 185H49V186H51ZM61 185V184H60ZM153 185V184H152ZM154 185V186H155ZM163 185H164V183H163ZM240 185V184H239ZM238 185V186H239ZM241 185H244V183L243 184H241ZM259 185V184H258ZM264 185V184H263ZM24 186H26L25 187V189L29 192V195H30V197L29 198H25V197H23V195H24ZM31 186H32V188H31ZM53 186V185H52ZM55 187L56 186H58V185H54ZM101 187H102V184L100 185ZM167 186V185H166ZM169 186V185H168ZM237 186V187H238ZM253 186V185H252ZM251 186V187H252ZM261 186H262V184H261ZM54 187V189L55 190H57L56 188ZM65 187H66V184H65ZM143 187H144V185H143ZM162 187V186H161ZM161 187H158L159 189H161ZM173 187V186H172ZM245 187H247L246 189H248L249 187L248 186H245ZM250 187V188H251ZM256 187V186H255ZM258 187V186H257ZM263 187V186H262ZM16 188H20V189H22V190H15ZM63 188V187H62ZM67 188V187H66ZM66 188H65V190H66ZM103 188H106V187H103ZM147 188V187H146ZM157 188V189H158ZM167 188H171V187H167ZM167 188H165V189H167ZM186 188V187H185ZM240 188H244V187H240ZM249 188V189H250ZM253 188V187H252ZM60 189H61V187H60ZM68 189V188H67ZM155 189H156V187H155ZM173 189V188H172ZM241 189V190H242ZM245 189V190H246ZM256 189V188H255ZM263 189V188H262ZM6 192H5V191ZM54 190V191H55ZM99 190V189H98ZM100 190H102V188L100 189ZM106 190V189H105ZM136 190H135V192H136ZM138 190H139V188H138ZM147 190H151V189H147ZM162 190V189H161ZM192 190V189H191ZM227 190V189H226ZM251 190V189H250ZM253 190V189H252ZM256 190H258V189H256ZM255 190V191H256ZM259 190H260V187H259ZM16 191H20V192H22V194L23 195H21V193L20 194H18ZM58 191V190H57ZM57 191L55 192V193H57ZM63 191V190H62ZM62 191L60 192V193H62ZM155 192H156V190H154ZM153 191V192H154ZM166 191V190H165ZM169 191H171L170 189H169ZM243 191V190H242ZM264 191V190H263ZM263 191H262V193H263ZM27 192V193H28ZM52 192V193H51ZM141 192H144V191H141ZM246 192V191H245ZM253 192V191H252ZM252 192H250V193H252ZM137 193V192H136ZM148 191L147 192H145L144 193V196H148ZM161 193V192H160ZM163 193V192H162ZM247 193V192H246ZM256 193H257V191H256ZM261 193V194H262ZM51 194H53V196L55 195V197H54V199H53V196H52V198L50 199L49 198V195H51ZM64 194V193H63ZM137 194H139V192L137 193ZM157 194H158V190H157ZM241 194V193H240ZM252 194H254V192L252 193ZM264 194V193H263ZM141 195V194H140ZM243 195V194H242ZM22 196V197H21ZM58 196V195H57ZM60 197H61V195H59ZM58 196V197H59ZM106 196V195H105ZM136 196V195H135ZM256 196V195H255ZM59 197V198H60ZM166 197V196H165ZM190 197H192V196H190ZM234 197V196H233ZM246 197H247V195H246ZM146 199H148V197H145ZM167 198V197H166ZM180 198V197H179ZM184 198V197H183ZM241 198V197H240ZM248 198V197H247ZM254 198V197H253ZM260 198V197H259ZM162 199H164V197H162ZM192 199V198H191ZM190 199V200H191ZM168 200V199H167ZM162 200V203H163V205L164 206H171L172 205V202H173V200H171V202L168 200ZM249 200H250V198H249ZM133 201H134V199H133ZM234 201V200H233ZM251 201V200H250ZM58 202H61V205H60V203H58ZM223 204L225 205V208H227L228 210H229V212H231L230 210H231V196H227L226 198H225V200L223 199ZM246 202H248V201H246ZM245 202V203H246ZM129 203L132 205V207L131 208H129ZM133 203V202H132ZM146 203V202H145ZM145 203H143V204H145ZM158 203V202H157ZM59 205V206H58ZM130 205V206H131ZM146 205H148V204H146ZM162 205V206H163ZM67 206V205H66ZM145 206V205H144ZM155 206H157V205H155ZM58 207H60V208H58ZM157 207H159V206H157ZM189 207V206H188ZM18 208V209H17ZM20 208L25 212V214H23L22 216H19V217H11V215H13V214H15V210H20ZM147 208V207H146ZM71 209V207L68 209L69 210V212L71 211L70 210ZM159 209V208H158ZM50 210H51V212H50ZM62 210V211H63ZM150 210V209H149ZM160 210V209H159ZM162 210V209H161ZM190 210V209H189ZM62 211H61V213H62ZM73 211V210H72ZM72 211H71V213H72ZM68 211H66L65 213H67ZM68 212V213H69ZM183 212V211H182ZM190 212V211H189ZM60 213V214H61ZM68 213H67V215H68ZM71 213H69L70 215H71ZM137 213V214H138ZM57 214H59V212L57 213ZM59 214V215H60ZM62 214H64V212L62 213ZM157 214H159V211H157ZM29 215H32V216H30V217H32V220H34L33 221V224L32 223H30L32 220H31V218H30V222H29V218H28V216ZM139 215V214H138ZM137 215V216H138ZM140 215V217H142ZM144 215H146V217L144 216ZM33 216L35 217V219L33 218ZM151 216H153V214L151 215ZM150 216V217H151ZM163 216V215H162ZM57 217H58V215H57ZM70 217V216H69ZM139 217V216H138ZM137 217V218H138ZM145 217V218H144ZM156 217V216H155ZM62 218V217H61ZM132 218V217H131ZM232 218L234 219V215H233V213H232ZM56 219V220H55ZM135 219V218H134ZM149 219V218H148ZM236 219V218H235ZM131 220V221H130ZM147 220V219H146ZM151 219H149L148 221H150ZM145 222V221H144ZM150 223V222H149ZM153 223V222H152ZM22 224V225H21ZM35 225V226H33V227H28L27 228V226L28 225ZM240 224V223H239ZM131 225V226H130ZM149 225V224H148ZM151 225V224H150ZM64 226V225H63ZM66 226V225H65ZM20 227V228H19ZM133 227V228H132ZM230 227V226H229ZM65 228V227H64ZM147 228H145V230H146ZM140 230V229H139ZM144 230V231H145ZM57 231V232H58ZM229 231V230H228ZM243 231V230H242ZM62 232H64V230H62ZM232 232V231H231ZM236 232H237V230H236ZM235 232V233H236ZM67 233V232H66ZM69 233V232H68ZM226 233V232H225ZM238 233V232H237ZM54 234V233H53ZM161 234H163V233H161ZM55 235V234H54ZM64 235H65V233H64ZM131 235H132V233H131ZM142 235V234H141ZM241 235V234H240ZM248 235V234H247ZM159 236H161V235H159ZM249 236V235H248ZM75 237H77V236H75ZM82 236H80V238H81ZM149 237V236H148ZM152 238V237H151ZM65 239V238H64ZM155 239H156V237H155ZM163 239H164V237H163ZM227 239V238H226ZM94 240H95V238H94ZM56 241V240H55ZM67 241V240H66ZM69 241V240H68ZM92 241V240H91ZM141 241V240H140ZM225 241V240H224ZM84 242V241H83ZM255 242V241H254ZM64 243V242H63ZM62 243V244H63ZM67 243V242H66ZM77 243V242H76ZM146 244V243H145ZM145 244L143 245V246H139V245H136V256H137V260H136V264H150L149 263V259L147 260V255L145 254V252L147 253V249H148V245H147V248H146V246H145ZM254 245V244H253ZM62 246V245H61ZM63 247V246H62ZM80 248V247H79ZM128 248V247H127ZM32 249V250H31ZM34 249V250H33ZM69 249V248H68ZM74 249V248H73ZM70 250V249H69ZM84 250V249H83ZM82 250V251H83ZM4 251V252H3ZM71 251V250H70ZM59 252V251H58ZM72 252V251H71ZM43 253H45V254H43ZM74 253V252H73ZM80 253H82V252H80ZM84 253V252H83ZM106 255H101L100 257L98 256H96L99 260H98V264H109V261H110V259H112V255L114 254V252L113 251H111V250H108V251H105L104 252ZM148 253H149V251H148ZM9 254V255H8ZM32 254V253H31ZM76 254V253H75ZM74 254V255H75ZM78 254V253H77ZM76 254V255H77ZM90 254V253H89ZM103 254V253H102ZM66 255V254H65ZM80 255V254H79ZM91 255V254H90ZM100 255V254H99ZM149 255H151V254H149ZM148 255V256H149ZM31 256V257H30ZM39 256H38V258H36V259H39ZM72 256V255H71ZM82 256H83V254H82ZM203 256V255H202ZM6 257V258H7ZM59 257V256H58ZM93 257H94V255H93ZM95 257V258H96ZM184 257V256H183ZM186 257V256H185ZM35 258V257H34ZM57 258V257H56ZM56 258H55V260H56ZM73 258V257H72ZM82 258H84L85 259V257H82ZM150 258H151V256H150ZM26 259L28 260V262L26 261ZM51 259V260H50ZM76 259V258H75ZM80 259V258H79ZM78 259V260H79ZM54 260V261H55ZM65 260V259H64ZM73 260H74V258H73ZM77 260V259H76ZM77 260V261H78ZM81 260V259H80ZM87 259H85V261H86ZM132 260H133V258L131 257V255H130V251L127 249V253H126V260H125V264H132ZM193 260V259H192ZM66 261H68V258H67V260ZM65 261V262H66ZM69 261H70V259H69ZM84 261V262H85ZM134 261V260H133ZM47 262H45V263H47ZM57 262V261H56ZM74 262H75V260H74ZM88 262H92L91 260L90 261H88ZM37 263V262H36ZM43 263V262H42ZM48 263H51V262H48ZM76 263V262H75ZM79 263H81V262H79ZM194 263V262H193ZM0 264H3L2 262H1V260H0ZM31 264V263H30ZM33 264V263H32ZM35 264V263H34ZM64 264H66V263H64ZM74 264V263H73ZM82 264V263H81ZM94 264V263H93Z\"/></svg>", "mask_w": 264, "mask_h": 264}]
</instances>
